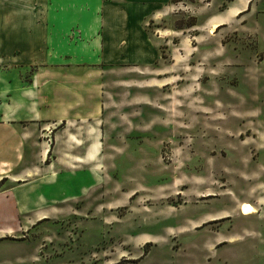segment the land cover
I'll list each match as a JSON object with an SVG mask.
<instances>
[{"label": "rangeland", "instance_id": "rangeland-1", "mask_svg": "<svg viewBox=\"0 0 264 264\" xmlns=\"http://www.w3.org/2000/svg\"><path fill=\"white\" fill-rule=\"evenodd\" d=\"M196 1L158 24L187 41L185 78L171 55L172 84L125 69L102 86V149H41L48 133L0 179V264H130L146 236L144 264H264V10L249 0L211 36Z\"/></svg>", "mask_w": 264, "mask_h": 264}, {"label": "crops", "instance_id": "crops-1", "mask_svg": "<svg viewBox=\"0 0 264 264\" xmlns=\"http://www.w3.org/2000/svg\"><path fill=\"white\" fill-rule=\"evenodd\" d=\"M257 3L264 10V0ZM248 5L249 0H197L191 16L219 28ZM184 8L188 4L171 0H0V179L15 175L35 139L48 133L51 146L41 149L56 147L57 137L63 148L102 149L107 122L114 120L102 86L109 82L121 88L128 79L125 69L154 73L164 81L170 72L163 54L171 55L185 78L180 59L187 41L176 30L158 26ZM129 79L140 81L137 75ZM130 116L133 123L140 118ZM146 237L135 240L142 255L130 264H144L155 245H143L151 239ZM207 248L212 251L213 245Z\"/></svg>", "mask_w": 264, "mask_h": 264}, {"label": "bare ground", "instance_id": "bare-ground-1", "mask_svg": "<svg viewBox=\"0 0 264 264\" xmlns=\"http://www.w3.org/2000/svg\"><path fill=\"white\" fill-rule=\"evenodd\" d=\"M217 27L218 26L215 23L211 24L208 30V34L212 35V33L217 29ZM239 209H240V212L244 214L255 212V210L251 208L250 206H248L246 203H241Z\"/></svg>", "mask_w": 264, "mask_h": 264}, {"label": "trees", "instance_id": "trees-1", "mask_svg": "<svg viewBox=\"0 0 264 264\" xmlns=\"http://www.w3.org/2000/svg\"><path fill=\"white\" fill-rule=\"evenodd\" d=\"M171 2H172V0H171ZM195 24L194 23H191V24H189L188 26H187V28H191V27H193ZM181 28V27H180ZM180 28H178V29H180ZM145 248V249H144ZM144 248H143V254H145L146 252H147V245L146 246H144ZM132 263H135L136 261L135 260H132L131 261Z\"/></svg>", "mask_w": 264, "mask_h": 264}]
</instances>
